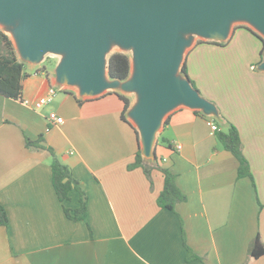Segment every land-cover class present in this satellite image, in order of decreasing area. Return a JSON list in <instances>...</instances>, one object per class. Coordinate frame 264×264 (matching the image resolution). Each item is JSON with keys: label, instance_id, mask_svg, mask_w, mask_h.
I'll list each match as a JSON object with an SVG mask.
<instances>
[{"label": "crops", "instance_id": "0c3cea01", "mask_svg": "<svg viewBox=\"0 0 264 264\" xmlns=\"http://www.w3.org/2000/svg\"><path fill=\"white\" fill-rule=\"evenodd\" d=\"M233 38L248 45L231 47ZM197 48L228 54L234 79L227 90L235 93L212 96L194 80L217 104L222 121L180 108L160 132L157 161L186 196L175 211L157 203L164 187L160 169L148 177L143 167H130L138 134L122 119L124 102L116 92L80 103L66 89L36 109L23 100H36L55 85V65L42 70V63L33 67L35 76L26 66L22 99L0 94V203L9 218L0 226V264H264V255L249 257L252 240L259 234L264 241V71L257 69L263 41L237 26L225 43L198 42L186 57L187 70ZM51 111L65 122L51 123ZM212 120L223 130L238 129L250 175L238 176V160L218 141ZM41 134L82 182L84 219L66 214L65 207L71 214L79 207L80 194L74 189L60 201L50 152L26 146V136Z\"/></svg>", "mask_w": 264, "mask_h": 264}, {"label": "water", "instance_id": "95a60500", "mask_svg": "<svg viewBox=\"0 0 264 264\" xmlns=\"http://www.w3.org/2000/svg\"><path fill=\"white\" fill-rule=\"evenodd\" d=\"M243 25L264 39V0H0V28L19 59L36 67L56 58L55 86L83 100L134 96L125 115L148 164L156 163L159 134L176 110L222 121L183 66L199 41L225 43ZM115 52L130 56L125 79L109 75ZM257 69L264 71V50Z\"/></svg>", "mask_w": 264, "mask_h": 264}, {"label": "trees", "instance_id": "16d2710c", "mask_svg": "<svg viewBox=\"0 0 264 264\" xmlns=\"http://www.w3.org/2000/svg\"><path fill=\"white\" fill-rule=\"evenodd\" d=\"M244 26V25H243ZM254 34H256L263 41L264 50V39L257 32L249 28ZM204 42V41H199ZM212 42V41H210ZM217 43V42H213ZM56 64V63H55ZM26 63L19 59L16 48L11 40L10 36L6 34L0 28V94L13 99H22L23 95V79L26 78L29 73L26 69ZM46 70V68H42ZM131 70V61L128 54L122 52H115L110 56L109 59V75L112 78L125 79L129 76ZM183 73L187 76L188 70L186 63L183 66ZM190 77V76H189ZM191 79V78H190ZM192 84L197 88L195 82L191 79ZM124 102V108L122 111V119L128 121L126 118V111L131 104V98L117 93ZM80 103L84 102L83 99H78ZM205 117L201 111H196ZM220 126V123L216 121ZM131 124V123H130ZM132 125V124H131ZM133 126V125H132ZM221 127V126H220ZM136 130V129H135ZM137 132V130H136ZM138 134V132H137ZM216 137L223 147L230 151L238 160V176L250 175L249 163L243 152V143L240 137L238 129L234 125H230L227 130L219 128L216 131ZM25 144L30 149H47L51 154V169H52V181L55 187L56 193L60 201L64 202L70 199V192L77 190L79 196V207L71 210L65 207L66 214L74 220L84 219L87 215V194L82 185V182L77 179L67 164H65L60 157L57 155L55 150L51 146L45 144L44 135L41 134L36 139L25 137ZM143 167L144 171L151 177V171L154 168L160 169L164 174V187L158 196L157 203L161 207H166L170 210L175 211L176 205L186 200L185 194L180 190L175 181V176L168 169L162 168L158 161L155 164H148L142 157L141 148H138L136 153V160L130 167ZM9 218L5 207L0 203V226H8ZM264 255V241H262L258 234L250 243L249 246V257L259 258Z\"/></svg>", "mask_w": 264, "mask_h": 264}, {"label": "rangeland", "instance_id": "374dc122", "mask_svg": "<svg viewBox=\"0 0 264 264\" xmlns=\"http://www.w3.org/2000/svg\"><path fill=\"white\" fill-rule=\"evenodd\" d=\"M237 31H241V32L243 31V32H247L250 34V32L246 30L245 28H239V30ZM232 40L233 41L231 43V47L235 45L239 47V49H241L242 47L248 45L246 41H243V40L241 41V39L239 38L237 39L233 38ZM259 42H260L261 49H262V43L261 41ZM200 43H203V42H200ZM207 45L208 44H200L198 48H201V46H207ZM198 48L192 52L188 60V63H189L188 74L190 78L193 81L194 80L196 81V84L199 89L203 88L209 91L210 95L221 96L223 98L230 99L232 93H235V91H233L232 88L230 89V91L227 90L228 89L227 82H229V80L233 78L231 71L227 68L228 67L227 63H229L230 61L228 54L223 53V52H220V53L206 52V51H201ZM114 51H118V49L116 48ZM236 56L237 54H233L235 61L237 60ZM55 62H56V58L48 57L42 64V68L43 69L46 68L49 70L55 65ZM27 69L31 73V75L35 76V69L33 68V66L27 65ZM218 83H220V85L217 87ZM213 88H215L216 90L213 91L212 90ZM203 93L202 94L204 96L206 95V97L209 100L212 99L210 96H207V94H205L206 92L203 91ZM130 98H131V101L134 100L133 95ZM211 101H213V99Z\"/></svg>", "mask_w": 264, "mask_h": 264}, {"label": "built area", "instance_id": "2783aa9c", "mask_svg": "<svg viewBox=\"0 0 264 264\" xmlns=\"http://www.w3.org/2000/svg\"><path fill=\"white\" fill-rule=\"evenodd\" d=\"M61 88L55 86V85H51L48 90L47 93L43 96H41L40 98L36 99V100H29V99H24L23 102L26 105H30L33 106L36 109H41L43 106H45L46 104H49L50 102L53 101L54 97L58 94V92H60ZM48 119L51 123L53 124H63L65 122V119L63 116L59 115L56 111H51L48 115ZM210 127L212 129V131H217L219 129V127L217 126V124L212 120L209 122ZM178 148H181L180 145H177Z\"/></svg>", "mask_w": 264, "mask_h": 264}]
</instances>
